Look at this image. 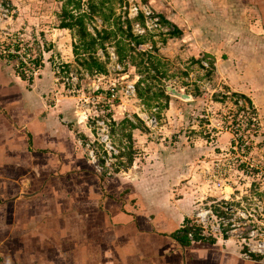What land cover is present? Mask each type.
I'll return each instance as SVG.
<instances>
[{"label":"crops","instance_id":"obj_1","mask_svg":"<svg viewBox=\"0 0 264 264\" xmlns=\"http://www.w3.org/2000/svg\"><path fill=\"white\" fill-rule=\"evenodd\" d=\"M259 5L210 0L217 14L202 37L220 41L236 33L240 46L249 40L258 50L252 45L264 42ZM51 49H43L32 81L0 60L2 264H264L244 258L231 238L182 241L180 230L204 188L185 185L196 180L188 167L183 177L175 171L178 144L134 145L130 164L108 177L94 171L76 141L89 127L74 111L78 96L61 93L47 63ZM191 159L185 162L193 165Z\"/></svg>","mask_w":264,"mask_h":264},{"label":"rangeland","instance_id":"obj_2","mask_svg":"<svg viewBox=\"0 0 264 264\" xmlns=\"http://www.w3.org/2000/svg\"><path fill=\"white\" fill-rule=\"evenodd\" d=\"M4 1L8 2L9 12L8 17L0 21V49L13 48L17 52L15 57H11L0 50V60L18 72L22 71L23 77L32 81V78L39 75L42 67L40 59L43 49L52 47L51 51L54 52H49L51 54L47 56V63L49 68L56 65L60 67L59 72L54 69V74L61 83L63 67L71 66L78 70L80 82L77 90L68 91L63 81L61 93L69 92L78 96L79 106L74 111L78 119L84 117L82 122L89 128L95 126L94 118L98 117L96 114L103 116L110 113V137L118 148L155 142L178 144L180 147H177L178 152L175 154V159H178L175 171L180 170L179 176L183 177L181 174L188 167L191 171L190 178L196 180L185 185L197 184L203 187L202 192L206 197L212 195L208 198L219 196L223 191L221 186L216 187L208 181L209 178L214 181L213 176L224 177L222 183L226 186L230 184L235 192L250 191L255 187L264 190V42L257 44L258 47L253 44L254 48H259L253 51L250 50L249 40L244 41L248 46H240L241 39L236 33H231L220 41L203 38L205 25L209 29L210 15L217 14L211 10L210 0H138L149 3L180 33L173 34L172 31L164 35L147 34L143 38L151 40L153 48L141 47L146 50H137L132 45L134 48L130 49V54L119 59L130 70V76L138 74V80L146 77V81L150 83L149 93L153 94L164 86L170 95L166 106L163 96L149 98L148 104L138 95L116 98L112 104L107 102L103 91L116 74L105 75L108 63L105 55L101 58L105 63V71L88 70L89 76L84 75L83 71L86 69L77 60L83 54L75 56L73 52L75 38L68 28L59 26L58 13L61 11L62 0ZM89 1L81 0V10L87 9ZM123 1L106 0L103 11L108 18L104 19L102 14L87 18L89 29L94 32L96 27L116 26V11ZM233 1L235 2L230 0ZM259 1L262 8L264 2ZM71 6L72 4L69 7ZM108 6L112 8L111 12ZM263 12L264 7L261 9V13ZM119 39L120 35L117 33L115 38L112 36L106 42L117 48ZM241 43L243 44V40ZM139 51L158 57L163 72H158L156 78H149L145 76L147 72L140 70ZM22 57L32 62L35 59L37 65L33 69H29L27 64L23 66L24 69L19 68L17 63ZM36 59L40 62H36ZM202 61H206L207 65L204 66ZM144 83L142 81L140 85L143 86ZM167 85L190 94V97L172 94ZM100 91L103 92L101 97H95V101H92V95ZM240 93L251 99V109H238L235 97H241L238 95ZM127 112L133 115L139 128L134 130V135L131 134V140L126 133L132 129L121 123ZM141 112H146L149 117L154 115L155 119L146 122L137 115ZM249 116L253 117V122L246 125ZM232 144L237 146L236 150H228ZM185 147L186 150H183ZM190 156L193 165L185 162ZM152 157H156L155 151ZM123 159L125 160L124 157ZM240 159L247 162H240ZM116 169L118 170L115 168V171ZM186 178L188 177L182 180Z\"/></svg>","mask_w":264,"mask_h":264},{"label":"built area","instance_id":"obj_3","mask_svg":"<svg viewBox=\"0 0 264 264\" xmlns=\"http://www.w3.org/2000/svg\"><path fill=\"white\" fill-rule=\"evenodd\" d=\"M7 12H9L8 2L0 0V21L8 17ZM116 13L119 16L122 27L127 28L129 26L134 36L144 37L150 33L153 35H164L171 33L175 29V26L167 21L149 3H141L138 0H124L119 4ZM130 44L137 50H146L141 47L153 48L154 46L151 40H144V38L139 43L132 39ZM0 50L11 57H15L17 52V49L13 48ZM95 55L99 59L104 58L105 55L107 56V73L105 75L116 74L115 77L109 80L103 91L105 92L103 97L106 98L107 102L112 104V101L116 98L137 97L139 75L133 74L130 76V70L126 69L124 63L120 61L115 46L105 42L103 46L96 48ZM28 58H30L29 55ZM25 64L28 65L29 69H33L36 64L35 59L32 62L22 57L17 66L22 69ZM202 64L206 66L207 62L202 61ZM63 68L62 83L63 81L65 82L64 86L68 91L77 90V85L80 82L77 68L71 66ZM54 69L57 72L60 71L58 65L54 66ZM83 72L85 76H89L87 69ZM103 92L100 91L92 95V101H95V97H101ZM235 98L238 104H244L246 109L249 108L242 96ZM81 102L83 103V101ZM141 106L144 107V104L141 103ZM137 115L146 122L155 119L154 115L149 117L146 112H141ZM95 116L98 117L94 118L95 126L89 128L90 134L83 137L76 136V141L85 150L87 159L92 164L94 171L103 177H108L114 173L115 168L119 167V160L122 159L119 154L124 148H118L110 137L108 125L111 120L110 115L101 116L96 114ZM125 117L137 123L129 112L125 114ZM252 122L253 117H250L246 125ZM229 148L228 150L233 151L236 150L237 146L232 144ZM240 162L247 161L240 159ZM250 166H252V163H250ZM213 177H215L213 178L214 181L210 178L208 181H211L216 187H222H219L223 189L221 195L208 198V196L212 195L206 197L204 194L197 197L193 209L185 219V223L191 225L193 229L197 228L201 237L221 236L226 239H233L240 246L241 254L246 259H253L254 257L264 259V190L261 187H255L254 190L235 192L230 184L226 186L222 183V179L223 181L225 179L224 177ZM193 229L186 231L190 239H194Z\"/></svg>","mask_w":264,"mask_h":264},{"label":"trees","instance_id":"obj_4","mask_svg":"<svg viewBox=\"0 0 264 264\" xmlns=\"http://www.w3.org/2000/svg\"><path fill=\"white\" fill-rule=\"evenodd\" d=\"M106 0H99V2H94L93 0H90L88 3V7L85 10H81V0H62L61 5V11L58 13L59 17V26L68 28L73 37L75 38L73 41V52L75 56H78V54H83L81 59L77 58L79 64H81L85 69L89 71H105V63L99 59L95 55L96 48L98 46H103L104 43L109 40L112 36L115 38L116 34L118 33L120 35V39L117 44V53L119 55V58L122 59L127 54H130V49H133L134 47L130 45V41L133 39L136 43H139L141 40H143V37L140 36H134L129 26L127 28L122 27L121 21L119 19V16L117 15L114 27H101V28H94V32H92L87 25V18H91L94 14H102L104 19L108 18V15L103 11V6L105 4ZM72 4L71 7H69ZM109 11H112V8L109 7ZM173 34L180 33V30L175 27V29L172 32ZM127 40V41H125ZM126 42L128 44H126ZM139 61L138 65L141 71L147 72L145 76H148L149 78H156V74L158 72H163L160 68L161 63L159 62V59L156 55H153L149 52H143L139 51ZM210 62H212V59H209ZM36 62L39 63V61L36 59ZM152 68V69H151ZM153 71L155 73L151 74L150 72ZM21 74L22 71H19ZM142 81H145L144 85L141 86L140 83ZM150 92V83L146 81V77H140V79L137 82V95L140 99L143 100V102H146L148 104V99L153 97H159L163 96L165 98L164 105L166 106L169 99V94L165 91V87H160L157 91L152 93ZM242 96L246 103L248 104L249 108L253 107V103L251 99L243 94H238ZM235 102L238 106V109L240 110H246V107L244 104H238L237 99L235 98ZM253 111V109H252ZM107 115H110L107 114ZM250 117H248V120H250ZM122 125L126 124L130 129L136 127V123L131 121L129 118L125 117ZM250 124V123H248ZM124 127V126H123ZM113 130V128H112ZM127 138L131 140V131H128ZM131 143V142H130ZM124 149L120 152L119 155L122 156L123 161L119 160V167L126 166L127 164H130L133 160V154L134 149L133 146L128 145L123 147ZM125 158V160L123 159ZM118 167V168H119ZM117 170V169H116ZM193 229L191 225L184 224V226L181 228V239L184 242H188V236L186 234L187 230ZM194 239H201V240H207L213 241V237H201L198 233V229L194 228ZM187 239V240H186ZM0 264H2V256L0 255Z\"/></svg>","mask_w":264,"mask_h":264},{"label":"water","instance_id":"obj_5","mask_svg":"<svg viewBox=\"0 0 264 264\" xmlns=\"http://www.w3.org/2000/svg\"><path fill=\"white\" fill-rule=\"evenodd\" d=\"M167 88L170 90V92L174 95H179L181 97H184V98H189L190 97V94L188 93H185L183 91H179L177 90L175 87H172L171 85H167Z\"/></svg>","mask_w":264,"mask_h":264}]
</instances>
